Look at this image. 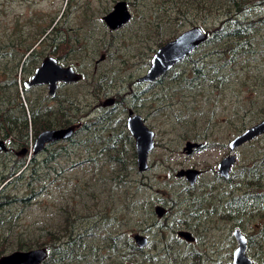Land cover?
<instances>
[{"label":"rangeland","instance_id":"1","mask_svg":"<svg viewBox=\"0 0 264 264\" xmlns=\"http://www.w3.org/2000/svg\"><path fill=\"white\" fill-rule=\"evenodd\" d=\"M76 1H79L77 5ZM115 1L117 0H75L68 6V0H0V80L2 73H6L9 80L15 77L19 99L25 107L28 98L36 101L42 97L44 100L42 105L44 103L47 107L55 108L59 105L58 100H62L67 94H78L82 105L80 121L99 114L101 109L98 103L104 101L107 96H114L117 91L124 95L129 90H134L135 93L146 90L138 98L142 99V102L137 103L136 112L154 131L155 146L148 155V169L138 172L135 167L130 170L126 180L128 182L130 180L129 189L133 192L136 191L138 181L150 182L153 187L147 185L142 189L149 199L163 198L155 201V205L160 204L166 208L165 217L169 227L173 226L176 230L187 228L184 223L179 222L177 225L171 217H180L181 209L178 211L177 207L168 205L164 200L168 198V193H179L181 190V181L175 178L174 172L187 167L202 170L196 182L197 193H206L212 188L214 194L229 191L227 187L229 182H221L215 178L217 164L230 152L228 149L230 139L259 121L264 115L261 112L264 108V0L244 2L246 10L239 17L253 22L250 27L253 31L249 33L247 41L251 53L246 66L238 72L241 77L229 76L231 80L222 86L223 90L215 88L213 92H209L211 90L209 87L207 92L194 97L190 92H173L172 88L164 91L159 85L145 88L146 83L138 82V77L145 73L147 63L151 59L152 53L149 48L157 49L156 44L159 40L165 42L173 39L191 27L186 23L179 25L176 20H172L174 13H171L172 9L169 7L171 0H126L131 19L120 29L111 31L102 17L112 9ZM165 9L170 18L165 15ZM171 21L178 26L173 25ZM218 23L207 22L205 27L210 30L211 27L219 26ZM51 26H61L63 30H60L59 34L69 37L65 50H61L60 43L55 42V55L50 54L53 49L50 38L54 36L52 30L50 31ZM42 33L44 35L41 37ZM28 45H32L33 52H36L37 64L46 55L64 56L68 52V55L57 60L61 64L72 65L80 70L85 76L83 81L76 85L61 86L57 95L52 98L48 97L44 86H33L24 92L21 80L30 78L32 71L30 73L29 70L34 69V65L26 63L25 72L21 70L26 57L23 51ZM210 51L211 45H201L190 54V59L197 60L200 57L205 59ZM190 64L191 61L185 58L177 64L179 66L176 69L179 72L184 69L186 71ZM98 82L106 89V95L99 99L94 96L95 90H99L96 88L99 86ZM78 90L81 92H77ZM184 104L191 106L190 110L184 108ZM126 105L131 107V101L126 102ZM174 109H184L180 120L173 115ZM75 112L73 110L71 116ZM114 117L118 119L115 132L120 130L121 136L125 137V133L129 132L125 126L126 111L123 110L122 104H118ZM241 122H244V127L237 125ZM186 135L190 138H186ZM81 137L82 134L75 135L79 141H82ZM186 140L201 141L204 147L186 154L182 150ZM28 142L29 148L32 149L30 132ZM69 144L68 141H59L46 147L48 151L57 146H70ZM132 144L134 148V141ZM126 148L130 149L131 143L127 142ZM69 150L71 152L69 158L66 156L57 158L47 164L42 162L46 150L38 152L40 178L37 186L42 188L38 187L36 197L29 203L15 202L4 207V216H10L5 227L13 230L9 234L11 244L6 253L18 249L16 243L20 240L44 238V229L59 223L62 216L68 215L80 216L76 227L82 233L88 234L84 238L87 242L97 243L100 238L96 237L98 231L96 218H99L101 227H105L106 222L102 220V216H119L122 213L121 203L130 191L125 192V185L119 186L112 179L118 172L109 164L106 152H101L93 163L84 161L86 159L84 142L77 148L72 145ZM234 153L236 161L230 172L232 179L236 178L243 165L264 155V134L241 145ZM24 154L19 150H16V153H0V173L4 161L15 160ZM26 183L27 177L20 183L8 184L7 190L17 193L18 196L26 195ZM175 210L176 215H172ZM134 216L147 215L144 213ZM157 217L163 220L164 216ZM142 219L144 218H134L135 223L130 227L127 224L126 228L131 237L136 231L146 234L149 239L148 245L143 248L144 252L130 255L124 264H168L162 259L158 261L156 257L153 259L148 255L159 253L156 249L160 248L162 243H159L158 236L160 227L164 226L158 221L157 225L145 227L147 221ZM187 219L191 223L197 222L200 230L197 232L187 228L195 235L193 242H187L180 237L179 244H173V248L179 250L182 255V258L178 259L179 263L176 261L174 264H232V253L237 244L232 234L233 222L217 220L218 218L213 216L203 219L187 216ZM251 223L252 221H249L239 227L247 235L253 233L256 241L253 246H248L247 253L255 259V251L258 247H264V235L263 237L261 234L258 235V231L251 227ZM166 235L170 238L179 237L177 233L171 232V229ZM152 244L157 245V248L152 247ZM88 248V245L82 248L81 253L84 254ZM192 249L199 253L198 258L197 255L196 257L189 255V250Z\"/></svg>","mask_w":264,"mask_h":264},{"label":"trees","instance_id":"2","mask_svg":"<svg viewBox=\"0 0 264 264\" xmlns=\"http://www.w3.org/2000/svg\"><path fill=\"white\" fill-rule=\"evenodd\" d=\"M73 1L75 0H68V6ZM244 2H247V0H171L169 7L172 9L171 13H174L172 20H176V23L179 25H185V23L189 24L191 27L197 24L200 26L202 25L201 28L207 32L208 37L201 45H211V51L207 54L205 59L200 57L197 60H191L190 55L187 56L186 58L191 61V64L186 71L182 69L184 72H179V70L176 69L179 65L177 66L176 64L153 83H146L145 88L159 85L164 91L172 88L173 92H190L194 97L207 92L209 87L211 88L209 92H213L215 88L223 90V87L231 80L229 76L234 75L236 78L241 77L238 72L239 70L242 71L243 67H245L249 61L251 49L247 41L249 39V33L253 31L250 28L253 23L252 21L250 22L246 19L239 18L246 10ZM78 3L79 1L75 2L76 5ZM165 12L167 18H170L167 9H165ZM171 22L173 25L176 24L173 21ZM207 22H219V26L216 28L211 27L212 29L208 30V28L205 27ZM178 24L176 25L178 26ZM51 30L54 36L50 38V45L53 48L50 54L55 55V42H59L61 46L60 49L65 50V48L68 47L69 37L59 34V31L63 30L61 26H51L50 31ZM44 33H42L41 37ZM41 37H38V39ZM165 42L159 40L156 44L157 48ZM31 49L32 45H28L23 51V55H26V57L22 62L21 70L24 72L26 63L32 66L34 65L33 67L37 65L38 60L35 58L36 52H33L34 49L31 51ZM149 49L152 53L150 55L151 57L156 48ZM68 54V52L65 53V55ZM64 56L59 55L56 56V58L60 60ZM147 64L149 66L150 60ZM4 69L6 70L5 67ZM29 71L31 73V70ZM9 79L6 73L1 74L0 139L8 142V150L2 153H16V150L22 151L23 149H26V151L24 152V156L17 157L15 160L11 159V161L7 159L1 165L0 255L6 253V250L9 248L11 244L9 234L13 231L12 228L5 227L10 216H4V207L15 202H24L27 204L31 199L36 197L39 191L38 187L42 188L37 186L40 178L38 169L40 163L37 160L38 153L34 154L32 149L29 148V132L32 142L34 143L36 136L42 130L55 127H66L78 123L73 136L65 140L70 143V146H57L47 151V144L41 150H46L42 162L47 164L55 161L57 158L65 156L69 158L71 155L69 148H72V145L77 148L83 142L86 151V159L84 161H91L94 163L99 154L105 151L109 164L114 166L116 172H118L112 179H114V182L119 186L125 185V192L130 191L129 194L124 197L125 200L121 203L122 213L119 216H102V220L106 222L105 227H101L99 218H96L98 226L96 237L97 239L100 238L97 243L87 242L84 238L87 237L88 234L85 232L82 233V231L76 227L80 216L68 215L62 216L59 223L44 229V238L20 240L16 243V247L18 249H23L32 248L34 245L46 246L48 248V254L39 264H124V261L130 255L144 252L143 248L145 247H139L135 243L133 238L128 234L126 225L128 224L130 227L134 224V218H144L142 221H147L145 227L157 225L158 221H161L162 226L167 227H160L158 240L159 243H162V246L157 248V245L153 246L152 244V247L157 248L156 250H158L159 253H150L148 254L149 257L153 259L156 257L158 261L162 259L164 262H168V264H174L178 259L180 260L182 255L179 250L173 248V244H179L181 236L177 234L179 237L170 238L166 235L170 229L171 232L174 233H177V230L173 226L169 227L168 223H166L167 217L164 216L162 218L163 220H159L160 218L157 216H150L155 214V201L163 198L157 197L149 199L142 187H147V185H149L148 187L153 186L150 182L148 183L143 180L137 182L136 191L134 190L133 192L129 189V184L131 182L130 180L128 182L126 178L130 175V170L136 167L135 151L132 144L133 140L127 133H125V137H122L120 130L115 132L118 120L114 117L116 104L121 103L124 108H127L128 105H126V102L131 101V107L136 111L137 103L142 102V99L138 100V98L141 97L140 94L146 90H141L138 93H135L134 90H129L125 93L126 95H121L119 91H117L114 93V98L116 100L115 104L103 108V112L99 113L98 116L80 121L79 113L81 112L82 105L78 94H67V96L63 98L64 100H58L59 105L55 108L47 107L44 103L42 105V97L36 101L28 98L27 106L25 107L19 99L15 77L11 80ZM21 81L23 91L27 92L28 88H25L23 85L24 78ZM77 92L81 91L78 90ZM105 95L106 90H95V98L99 99L101 96ZM184 105V108L190 110L191 106L188 107L186 104ZM73 110L76 112L71 116ZM182 110L184 109L173 110V115L176 116L178 120H180V117L183 115ZM199 110L201 111V109ZM261 112L264 114V108H262ZM200 113L202 112H199V114ZM243 123L244 122H241L237 125L244 127L245 124ZM79 134H82V137L84 136V138H80L82 141L75 138V135L78 136ZM186 138L190 137L186 135ZM127 142L131 143L130 149L126 148ZM127 151H130V153H127ZM25 177H27L26 195L18 196L17 193H11L7 190L8 184L20 183V181L25 180ZM215 178L221 182H229L227 187L230 190L224 192L219 191L217 194H214L212 188L206 191V193H197L196 184L189 186L186 182L182 181V179H177L181 181V183L179 182L181 185L179 193L171 192L167 194V199L164 198L168 205L177 207L178 211L180 209L182 211L180 217L171 216L173 220L177 222V225L179 222L184 223L187 228L198 232L200 230V225L197 222H189L187 216H194V219H203V217L213 216L214 218L217 217V220L221 219L233 222V227L252 221L251 227L258 231V235L261 234V237H263L264 155L253 159L251 163L247 165H243L235 179L231 178V174L228 178H221L217 173H215ZM144 213L147 216H134L135 214L144 215ZM172 215H176V210ZM4 228L7 229V231H5ZM245 235L247 237L248 246H253L256 241L253 233ZM187 242L191 243L193 241ZM87 245L89 248L86 249L84 254L81 253V249H84ZM189 252L190 256L196 257L197 255L198 258L199 253L195 249L189 250ZM254 255L256 257L254 256L255 259H253L257 264H264V247H258Z\"/></svg>","mask_w":264,"mask_h":264},{"label":"water","instance_id":"3","mask_svg":"<svg viewBox=\"0 0 264 264\" xmlns=\"http://www.w3.org/2000/svg\"><path fill=\"white\" fill-rule=\"evenodd\" d=\"M106 26L111 29H119L131 19V12L126 0H117L112 9L102 17ZM208 34L200 26H192L183 30L173 39L168 40L158 47L150 59V64L145 73L138 78L141 83H152L163 74L167 73L173 66L183 61L194 50L207 40ZM82 78V75L74 70L71 65H62L51 55L45 56L40 64L35 68L30 78L23 82L25 88L36 85H47L48 95L54 96L59 83L76 82ZM112 99L107 102L110 103ZM126 127L134 139L135 160L138 172H144L148 169V155L155 146L154 131L147 126L139 113L132 109L128 111ZM76 125L66 127H55L42 130L36 136L32 152H40L48 143L66 140L73 136ZM264 134V116L236 134L228 142L229 153L222 157L217 164L216 172L221 178L230 176L231 168L236 161L234 151L241 145ZM201 141L187 140L182 150L186 154L203 148ZM8 150V142L0 139V153ZM26 149L21 152L24 153ZM201 173V170L194 167L179 168L175 171L177 178H184L189 184H194ZM155 212L158 216L164 214L165 209L157 205ZM177 234L187 241H193L195 236L185 228L177 230ZM237 244L232 253V264H257L256 261L247 253V237L239 226L232 229ZM133 240L139 247L146 246L148 236L142 232L136 231L132 235ZM48 254L46 246H38L27 249H14L0 255V264H39Z\"/></svg>","mask_w":264,"mask_h":264},{"label":"flooded vegetation","instance_id":"4","mask_svg":"<svg viewBox=\"0 0 264 264\" xmlns=\"http://www.w3.org/2000/svg\"><path fill=\"white\" fill-rule=\"evenodd\" d=\"M116 2V1H115ZM114 2V3H115ZM109 29V28H108ZM120 29V28H119ZM109 30H111V29H109ZM115 30H117V29H115ZM115 30H111V31H115ZM47 56V55H46ZM54 57V56H53ZM44 58V57H43ZM42 58V59H43ZM56 58V57H55ZM103 58V56L100 58V59H102ZM57 59V58H56ZM42 61V60H41ZM40 61V62H41ZM58 61V60H57ZM40 62L34 67V69L33 70H31L32 71V73H33V71L35 70V68L40 64ZM59 62V61H58ZM96 62H99L98 60H96ZM60 63V62H59ZM61 64V63H60ZM62 65H64V64H62ZM68 65V64H67ZM72 66V65H71ZM73 68H74V70L76 71V72H78V73H80L81 75H82V78L80 79V80H78V81H76V82H71V83H59L58 84V87H57V89H56V92H55V95L54 96H50V95H48V90H47V85H44V84H41V85H36L35 87H37V86H44V87H46V90H47V95H48V97H55L56 95H57V92H58V89L61 87V86H64V85H69V84H73V85H76V84H78V83H80L81 81H83V79H84V74L80 71V70H78L77 68H75L74 66H72ZM139 78V77H138ZM26 80V79H25ZM24 80V81H25ZM139 82V81H138ZM99 83V82H98ZM153 83V82H152ZM97 85H99V86H96V88H98L99 90H102L103 89V86H102V84H97ZM33 87V86H32ZM30 88V87H29ZM104 90H106V89H104ZM110 99H112L111 100V102L110 103H108L107 101L108 100H110ZM116 103V100H115V98H114V96H110V97H106L105 98V100L104 101H101L100 103H98L99 105V108L101 109V110H99L100 112L99 113H101V112H103L102 110H103V108H106L107 106H112L113 104H115ZM118 104H121V103H117L116 104V106H115V109L118 107ZM92 107V106H91ZM114 109V108H113ZM125 109V111H126V120H127V117H128V111H129V109H132L135 113H137L132 107H127V108H124L123 107V110ZM95 110V109H94ZM116 114H117V112H116ZM95 116H98V114H96ZM95 116H91V117H95ZM91 117H89V118H91ZM72 125V124H71ZM73 125H76V124H73ZM125 126H126V121H125ZM127 128V127H126ZM130 134V133H129ZM131 136V135H130ZM132 137V136H131ZM133 138V137H132ZM61 141H65V140H61ZM133 141H134V139H133ZM187 141V140H186ZM59 142V141H58ZM53 143H55V142H53ZM48 144H51V143H48ZM134 151H135V149H134ZM227 155V154H226ZM136 161V160H135ZM201 173H202V170H201ZM201 173L199 174V176L201 175ZM174 176H175V172H174ZM198 176V177H199ZM175 178L176 179H182V180H184L185 181V179L184 178H177L176 176H175ZM198 179V178H197ZM189 186H193V185H195L196 184V182H197V180H196V182L194 183V184H189V182H187V181H185ZM157 205H160V204H156L155 206H154V212H155V207L157 206ZM160 206H162V205H160ZM164 209H165V212H164V214L163 215H161V216H165V214H166V208L164 207V206H162ZM155 214H156V212H155ZM156 216H158L157 214H156ZM180 229V228H179ZM185 229H187V228H185ZM178 230V229H177ZM189 230V229H188ZM191 231V230H190ZM192 232V231H191ZM192 234H193V232H192ZM194 235V234H193ZM195 236V235H194ZM147 245V244H146Z\"/></svg>","mask_w":264,"mask_h":264}]
</instances>
